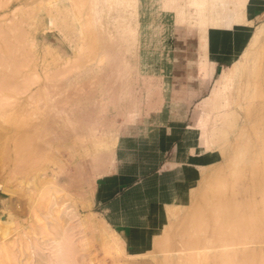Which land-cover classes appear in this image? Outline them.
<instances>
[{"label":"rangeland","instance_id":"374dc122","mask_svg":"<svg viewBox=\"0 0 264 264\" xmlns=\"http://www.w3.org/2000/svg\"><path fill=\"white\" fill-rule=\"evenodd\" d=\"M50 1L53 0H0V26L4 28H0L4 32L0 40L6 42L7 38L5 46L16 44L14 48L18 50L12 47V55L7 52L9 48L0 47L8 54H0L2 58L6 56L11 61V54L16 64L11 67L18 68L14 73L6 69L12 61L7 64L5 60L7 65L4 61L0 69L7 66L8 73H19L13 77L0 70L7 79L12 76L9 79L14 82L9 85L11 82L8 80V84L5 78L4 83L0 81L3 87L5 83L9 88L16 87L11 92L5 86L10 91L5 97L0 86L1 100L2 96H9L7 100L12 96L6 112L0 104V111H4L0 113V194L7 196L0 199V214L8 211L30 227L37 214L31 207L39 199L41 188L44 184H58L61 192L57 196H64L66 205H73L64 241L67 257L80 248L81 239V244H86V238L92 246L91 254L86 249L79 250L81 264H189V246L199 242L202 251L207 245L201 241L212 234L211 230L202 231L191 224L187 214L193 209H198L209 225L217 214L214 209L228 204H237L240 215L253 211L251 214L264 222L262 194L251 192L257 179L264 184V119L256 122L252 117L259 114L264 118V29L250 56L251 61H257V71L252 75L251 63L237 79L239 85L232 92L237 104L233 106L235 112L213 139L215 158L209 160L207 152H191V163L197 169L191 185L178 160L188 129L197 126L204 109H211L200 103L210 96L222 72L242 61L255 32L264 26V0H248L246 18L240 26L230 32H211L209 58L215 70L207 80L197 72L196 29L187 25L172 28L161 16L162 0L157 1L160 14L146 32L132 19L135 42L122 27L132 10L119 13L122 18L117 11L123 7L108 11L101 3L99 8L105 10L94 28L97 33L93 31V36L97 34L93 39L99 42L95 54L88 56L96 57L85 58L79 67L74 64L75 57L80 54V59L82 55L78 23L65 4L58 8L46 6ZM189 13L195 12L189 8ZM22 15L31 23L23 24L27 18ZM14 18L25 21L21 27L13 26ZM9 25L15 32L21 28V37L17 38V32L6 33L18 40L24 38L21 44L16 40L20 48L16 41L11 44L10 36L5 37ZM90 29L84 31L91 32ZM27 40L33 44L30 46ZM59 71L65 75L60 76ZM57 109L62 110L60 114ZM210 118L206 135L211 138L212 115ZM46 203V199L41 200L39 208ZM168 205H175L174 210ZM158 207L163 211L159 213L160 222L151 227L152 212ZM79 218L88 221L86 226L97 225L93 228L98 231L81 227ZM240 242V248L232 243L234 251L239 248L247 254L254 249L264 256V237H243ZM232 246L230 243L228 249ZM214 248L209 247L207 254L222 250ZM202 257H195L194 264H206Z\"/></svg>","mask_w":264,"mask_h":264},{"label":"bare ground","instance_id":"6f19581e","mask_svg":"<svg viewBox=\"0 0 264 264\" xmlns=\"http://www.w3.org/2000/svg\"><path fill=\"white\" fill-rule=\"evenodd\" d=\"M157 1L158 0H53V1L48 2V4L46 6H50V7L52 6L53 8L54 7L58 8L59 5L65 4L64 8L66 7L68 9L72 19L78 23V25H76V23H75V25L77 27V30L80 31V34L82 35V38H83L82 55H81L80 59H78V57H79L78 55H80V54H78L77 57H75L76 58L75 60H77V62L74 63V61H73L72 63L76 64V66L79 67L78 64H82L84 62L85 58H87L91 54H95L94 53L95 47H96L95 45L99 41H97L98 39H96V40H95V38L93 39V37H95L97 35V34H94L95 36H93V33L95 32L94 28L97 27V24H99L98 18H100V15L105 10L104 8H101V9L99 8V5L101 3L104 4V5L102 4L104 7L106 6V10H108V11H110L111 8H113L116 11V9H119L118 7H123L121 10L117 11L118 14L121 12L123 13L125 11H128V9L132 10L129 13L128 23L123 24L122 27H124L123 30L128 35V37H130L135 42L137 34H136V28H132L130 25L132 19H134L136 21L135 23L137 25L139 24L141 26L143 32H146L147 26L150 25V23H153V21L155 19H157L159 14H160L159 10H158V2ZM247 2H248V0H162V3H161L162 8L160 11L161 16L164 17V19L169 22V24L172 28L173 27H182V26L187 25V26H190V27H193L196 29L197 34H198L197 35L198 50H197V57H196V67H197V72L201 76V78H204L205 80L211 79L213 76L214 70H215L214 63L209 58V38H210L211 32L212 31L230 32L235 27L240 26L245 21V18H246ZM36 4L38 5V3H36ZM0 5H1V2H0ZM39 7H41V6H39ZM1 8L2 7H0V9ZM189 8L194 10L195 13L193 15H192V13L191 14L189 13ZM34 9H33V11H34ZM44 10H46V9H44ZM54 10H52V11H54ZM57 12H59V11L57 10ZM45 13H46V11H45ZM11 14H13V13H11ZM26 14L27 13H25V15ZM29 15L30 14L28 13L27 16L31 20H33V18H31V17L34 14L32 16L31 15L29 16ZM13 16H16V15H13ZM27 16L24 18L26 19ZM118 17L123 18V16H121V14H119ZM86 18H88V19H86ZM12 19H13V17H12ZM15 19L16 18H14V20ZM21 20L25 21L23 18ZM27 20H28V18L26 19V21L24 23H23V21H21V22L23 24H25L26 22L31 23L30 22L31 20L30 21L29 20L27 21ZM53 20H55V19L53 17H51L50 22L54 24ZM125 20H126V18H125ZM17 21H18V23H17ZM17 21L16 20L14 21L16 23L12 22V25L14 24L16 26L18 24L20 26L22 24L18 19H17ZM28 23H27V25L30 26V24H28ZM53 24H51V25L53 26ZM10 25L8 26L9 30L8 31L5 30V37L8 35L6 33H9V31L11 32V31H13L12 29H14L13 28L14 25L11 26L12 29L9 28ZM0 28H1V26H0ZM18 28H17L16 32L19 34V36L16 34L17 38L21 37V34H23L21 31V28H19L20 30H18ZM85 28H88V29L91 28L92 30L90 29L91 32L90 31L85 32L84 31ZM1 29H0V31H2L4 28L2 30ZM263 29H264V26H261L257 29V31L255 32L250 44L248 45V47L246 48V50L243 53L242 61L241 60L236 61L226 71L222 72L221 76L218 78V80L216 82V85L211 90L210 96L208 98L204 99L199 105V106H202L203 108H204V106L210 105L211 109L209 111L204 109V115L198 121L197 126L196 127L191 126L192 128L188 129L187 136L185 139L184 150L178 156V160L180 161L179 162L180 167L182 168L184 176H185V178L188 179L190 185L193 184L195 175L197 174V169L191 163V161H193V157L191 156V154L193 152L199 150L203 153L207 152V157L209 158V160L215 158V154H214L215 152L212 150V148L214 147V144H215V141L213 139L218 134V132L222 129V127L228 121H230V118H229L230 114L235 112L233 106L237 105L235 103V101L232 100V92L236 88V84L239 85V82H236V81H237V79L239 80V78L242 77L241 75H243L242 74L243 71H246L247 65H249L251 63L254 65L252 67V72H251L252 75H254L257 71L256 70L257 68L255 67L257 61H255V60L251 61L250 56L253 53V50L259 41V37H260V34H261ZM15 30L13 31V33H16ZM1 33H3L2 35H4V32L2 31V32H0V36H1ZM95 33H97V32H95ZM101 34H102V32H100V35ZM10 35L11 34H9L8 36H10ZM5 37H2V38H5ZM10 37L8 40L12 41L11 44H13L14 41L18 40L14 36L11 37V38L14 37L15 38V39L13 38L14 40L11 39ZM23 39L24 38L22 37V39L18 40V42L21 44L23 42ZM99 39H101V38H99ZM5 40L7 42V38ZM0 41H1V43H3L2 45L0 44L1 45L0 47H2L4 45L2 48H5V49L9 48V50L7 52H10L11 50L13 51L17 46L16 44L15 45L13 44V46L12 45L10 46V44H9V46H7L8 44H6V46H5L4 43H6V42L4 41V39H1ZM20 41H22V42H20ZM27 41H28L29 45L33 44V43H31L33 41H31V40H27ZM24 42H25V40H24ZM14 43H17V41ZM234 45H235V43H234ZM30 46H28V47H30ZM12 47L13 48L15 47V48L13 49ZM18 47L20 48L19 44H18ZM28 47H26V48H28ZM2 48L0 49V51L3 50ZM23 48H24V46H23ZM32 48H33V46H32ZM16 50L17 49H15V51ZM4 53H6V50H5V52L1 51L0 54L3 55ZM10 53L13 55L12 52H10ZM11 54L9 56H10V60L12 62L8 60L9 59L8 57H7L8 59H5L6 56H5V58H2L5 54L3 56L0 55V57H1L0 59L1 60L4 59V60L0 61V68H1V66H3L4 61L8 60V63L5 61V64L6 63L10 64V62L12 64H10V67L6 68L7 67L6 66V67H4V69L2 67V69H3V71L6 69H10V71L12 70V72L14 73L15 71H13V70L17 71L18 68L15 69V68L11 67V66L16 67L15 66L16 64L11 59V57H12ZM6 55H8V54L6 53ZM22 55H23V53H22ZM95 57H96V55H94L93 57H88V58H90V60L91 59L93 60V59H95ZM13 59H14V57H13ZM24 60H25V57H24ZM14 61L16 62V60H14ZM67 62H66V64H67ZM18 64H19V62H18ZM62 66H64V65H62ZM62 66H61V69L63 70ZM82 66H83V64H82ZM69 67L72 68L71 66H69ZM2 69H0V70H2ZM77 69H79V68H77ZM259 70H260V66L258 67V71ZM3 71L2 72L0 71L1 76H3L5 74V72H3ZM10 71H9V73H10ZM68 71H69V69L67 70V72ZM12 72L9 74L7 71V73H8L7 76L8 75L10 76L11 74L13 77H14V75L15 76L19 75V73L18 74L15 73L13 75ZM2 73H4V74H2ZM63 73H64V71H63ZM63 73H61L60 76L65 75V73L64 74ZM21 74H23V73H21ZM21 74H20V76H21ZM57 75H59V74H57ZM57 75H55V76H57ZM1 76H0V81L2 83H4L5 81L7 82L8 80L10 81L9 78L12 77L11 76L7 79V76L4 75L5 76L4 78H2ZM4 79H5V81H4ZM13 79H15V78H13ZM9 81L7 82L8 84L11 82L9 85H12V84L14 85V82H12V81L9 82ZM7 83H5L4 85L8 87L9 85H6ZM0 86L2 87L1 91L5 92L4 89L6 87L4 86L5 87L4 88L3 84H1V83H0ZM12 88H14V86ZM12 88L8 87V89H10L11 92H13V90H15L16 87L14 89H12ZM8 89L7 90L5 89L6 93L3 94V92H2V95L5 96V94L6 95L10 94V93H7V92H10ZM4 96H2V99L3 100L6 99L5 101H7V102H4L3 100L0 99L1 100L0 102H2V101L4 102V103H0V104L2 107L3 106L6 107L4 109V111L6 112L7 107L11 105L8 100H10V98L12 96L10 95L11 97L8 100H7V98L9 96H7V98H3ZM32 96H30V97L32 98ZM28 100L30 101L31 99H28ZM7 103H8V105L5 106ZM14 103H15V101H14ZM30 106H31V104H30ZM59 109H57L58 112H59ZM0 110H2V108H0ZM4 111H0V113L4 112ZM60 112L58 114H60ZM62 112H64V110ZM258 113H259V111H258ZM211 115H212V120H213V124H212L213 126L210 129L212 131V135L210 138L206 135V133H207L208 119H211L210 118ZM258 115L252 116L256 120H258L256 122H259L260 120L264 119V118H262V116H263L262 114H261L262 116H260V115L258 116ZM255 119H253V120H255ZM41 124H43V123H41ZM198 154H201V153H198ZM255 158H256V156L254 155V159ZM257 158H259L258 155H257ZM259 159H262V158H259ZM212 164H210V166H212ZM110 166H112V165H110ZM208 167H209V164H208ZM253 173L256 174V172H253ZM257 178H259V176H257ZM179 182H181V181H179ZM185 183H187V182H185ZM0 188H2L1 184H0ZM2 191H3V189H2ZM59 192H61V188L59 187L58 184L53 183V184H49V185H45V184L43 185V187L41 188V190L39 192V196H40L39 199H37V201H34V203L32 204V207H31V210L32 211L35 210V212L37 214L35 216L36 220L31 224L30 227L28 225L23 224L19 219L14 218L11 215V213H9L8 211L7 212L5 211L2 214H0V264H14V262H16L17 264H70L71 260L74 262V264H81V261H80L81 251H79V250L82 248L83 250L86 249L89 254L92 253V251L89 250L92 246L90 247V245L87 243L88 240L85 238L86 244H84V245L81 244L83 242V240L81 239L82 242L81 241L78 242V245H80V248L77 251L72 252V255L69 256L70 258L67 257L65 246H64V241L66 239L65 233H66L67 225L69 224V222L71 220V217L69 215V214H71L70 208L73 205L71 203L69 206L66 205V202H68L67 199H65V197L62 195L57 196V194ZM251 192L262 194V198L264 201V184L261 183L260 180L257 179L256 184L251 188ZM2 198L3 199L7 198V196L0 194V199H2ZM43 199L47 200V203H46L47 205H44V207L42 206L43 208L40 209L39 207H41V205L39 204V202ZM5 201L6 200H4V202ZM167 207L169 209H171V208L175 207V205H173V206L168 205ZM263 207H264V205H263ZM72 209L71 210L73 213V211H75V208H72ZM211 209H214V207H212ZM159 210H160V212H159ZM173 210H174V208H173ZM173 210H172V212H173ZM214 211L217 214L215 216H214L215 213L213 214V216H214V217H212L213 218V221H212L213 224H210V225H209V222H207V220H205L204 218H202L200 216L198 209L197 210L193 209L189 214H187L188 217L190 218L189 221L191 222V224H193V226L200 228L202 231L208 232L209 230H211L210 232L212 234L210 236H212L213 234H214V236L215 235L217 236V238H215L214 236L213 237L206 236L203 238L201 243H204L207 245V246H204V248H202L203 252L201 250H199V242L197 244L190 245L189 249H190L191 258L189 259V264L190 263L191 264L196 263L195 257H197L198 255L203 256L202 258H203L204 262L203 261H201V262L206 263V264L207 263L208 264H211V263L212 264H243L244 262H246L247 264H264V256L262 255V253L260 251L253 249L250 252L248 251L247 254H244L243 252L241 253L239 251V250H241V249H239L240 248L239 246L241 245L240 240L243 237L250 238L253 240H256L257 238L264 237V222L261 221V219H259L258 216L251 214V213H253L252 209L250 210L252 212L248 213V212L244 211V214L240 215L237 204H233V205L228 204L226 206H223L222 209L216 208V209H214ZM161 212H163V211L159 207H158V210H154V212H152V216L150 218V226L151 227L154 224H157L160 222V221H158V219L161 218V216L159 217V213H161ZM245 212L248 214H246ZM75 216L77 217V215H74V217ZM78 220H79L78 221L79 225L81 227L82 226L85 227L86 224H88V223H86L88 221H86L85 218L84 219L79 218ZM89 225H90V223H89ZM89 225H87L86 227H88ZM93 226L91 225L89 227L93 228ZM96 226H94V227H96ZM98 228H100V227H98ZM93 229L98 231V229H95V228H93ZM91 231L92 230H90V232ZM94 232H92V234ZM89 234L91 235V233H89ZM195 234H196V232H195ZM94 235H97L96 232ZM102 236H105V234ZM141 236H143V235L141 234ZM226 241H229L231 243V246H232V243L234 246L236 243V246L239 247L238 250L237 249L236 250L239 251L240 254L235 252L236 250L234 251L233 248H236L234 246H232L231 249H228L230 243H226ZM201 245H203V244H201ZM212 246H215V248L220 247V248H218V250H220L221 248H222V250L220 252L218 251L219 253H217V254L215 253L214 250H213L214 252L210 250L212 252V254L209 251V254H210L209 255V254H207L206 251L209 247L212 248ZM197 249L199 251H201V253ZM232 249L234 251V254L232 253L233 252ZM193 250H197V251H195V253H192ZM216 252H217V250H216ZM241 254L244 256L241 257Z\"/></svg>","mask_w":264,"mask_h":264},{"label":"crops","instance_id":"0c3cea01","mask_svg":"<svg viewBox=\"0 0 264 264\" xmlns=\"http://www.w3.org/2000/svg\"><path fill=\"white\" fill-rule=\"evenodd\" d=\"M123 219H125V218H123ZM123 219H122V220H123ZM123 221H124V220H123ZM123 221H122V222H123Z\"/></svg>","mask_w":264,"mask_h":264}]
</instances>
